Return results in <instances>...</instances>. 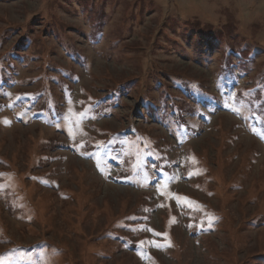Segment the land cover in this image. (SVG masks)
<instances>
[{"label": "rangeland", "instance_id": "1", "mask_svg": "<svg viewBox=\"0 0 264 264\" xmlns=\"http://www.w3.org/2000/svg\"><path fill=\"white\" fill-rule=\"evenodd\" d=\"M41 250L264 264V0H0V264Z\"/></svg>", "mask_w": 264, "mask_h": 264}, {"label": "snow or ice", "instance_id": "2", "mask_svg": "<svg viewBox=\"0 0 264 264\" xmlns=\"http://www.w3.org/2000/svg\"><path fill=\"white\" fill-rule=\"evenodd\" d=\"M5 123H8V121H4ZM199 173L196 172V173H189V175H198ZM176 200H177V203L181 205V207H193L194 205V202L188 200V198H182L183 199V203L181 202V198L179 197H174ZM194 211H200L201 210V206L200 205H195V207L193 208ZM211 219L212 218H209V226H211ZM189 227H192L193 225H188ZM199 227H203V222H201V224L199 225ZM145 230H149L151 231L150 229H145ZM153 235H156V236H160V235H164L166 237V234H161V233H155L153 232ZM142 243H151L153 246L155 247H169L171 246L170 243L168 244H157L155 241H148V242H142ZM19 259L21 261H30L33 259V257L27 255L26 253H21L19 255ZM41 264H44V253H43V250H41Z\"/></svg>", "mask_w": 264, "mask_h": 264}, {"label": "trees", "instance_id": "3", "mask_svg": "<svg viewBox=\"0 0 264 264\" xmlns=\"http://www.w3.org/2000/svg\"><path fill=\"white\" fill-rule=\"evenodd\" d=\"M162 167H164V166H162Z\"/></svg>", "mask_w": 264, "mask_h": 264}]
</instances>
